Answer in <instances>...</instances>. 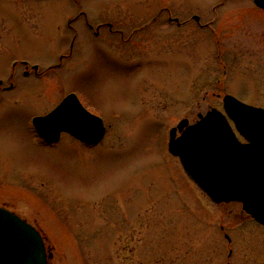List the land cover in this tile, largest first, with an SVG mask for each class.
Returning <instances> with one entry per match:
<instances>
[{
	"label": "rangeland",
	"instance_id": "1",
	"mask_svg": "<svg viewBox=\"0 0 264 264\" xmlns=\"http://www.w3.org/2000/svg\"><path fill=\"white\" fill-rule=\"evenodd\" d=\"M218 2L0 0V80L19 63L18 88L0 103V207L38 230L48 264H264V227L238 203L210 201L168 151L170 129L222 110L224 93L264 108V82L253 88L236 76L232 88L233 69L222 76L212 48L222 26L218 34L254 48L250 58L226 52V59L250 63L251 75L264 73L256 58L264 57V15L230 6L250 0H227L223 17L206 30L192 22L170 27L166 11L157 16L167 8L180 21L195 14L212 22ZM81 13L94 28L125 29L124 42L103 29L94 37ZM23 63L40 76L30 69L24 76ZM71 91L102 116L104 139L87 147L63 135L56 146H39L31 116Z\"/></svg>",
	"mask_w": 264,
	"mask_h": 264
},
{
	"label": "water",
	"instance_id": "2",
	"mask_svg": "<svg viewBox=\"0 0 264 264\" xmlns=\"http://www.w3.org/2000/svg\"><path fill=\"white\" fill-rule=\"evenodd\" d=\"M264 10V0H254ZM225 114L247 141L236 138L226 116L212 109L188 126L186 120L170 131L169 152L178 157L188 177L215 204L241 203L243 210L264 225V109L226 96ZM39 136L49 143L62 132L96 145L104 136L100 118L67 96L46 117L33 121ZM185 128V129H184ZM177 129L181 132L176 137ZM0 264H47L41 235L15 214L0 208Z\"/></svg>",
	"mask_w": 264,
	"mask_h": 264
},
{
	"label": "flooded vegetation",
	"instance_id": "3",
	"mask_svg": "<svg viewBox=\"0 0 264 264\" xmlns=\"http://www.w3.org/2000/svg\"><path fill=\"white\" fill-rule=\"evenodd\" d=\"M228 6L227 4V0H220V2H218L217 4H215L214 6L211 7V10H210V13L213 15V21H209V22H205V23H201V19L199 16L197 15H191L189 17L186 18V20H183V21H180L179 18H173L170 16V12L167 8H161L159 10V12L157 13V16L160 15L161 13L163 12H167V18L165 19L166 23L168 26L170 27H174L176 26L177 28H188L190 25H191V22L196 24L200 30H206V29H209V27L211 26L212 23L214 22H217L220 20L223 14V9L224 7ZM231 7L233 8H236V9H233V11H237V6H240L242 10H247V11H250L249 9V6H251V10L253 11H257L261 14L264 15V11L257 8L253 1L250 0V3L249 4H243V3H234V4H231L230 5ZM229 14L227 13L226 16H228ZM156 16V17H157ZM152 18L150 19L148 22H145L144 24H140L137 28L135 29H132L131 32L128 34V37L126 38V41H130L132 39V37L136 34V33H140L144 30H147L148 27L150 25H152V23H154L157 19V18ZM84 22L86 24V28H88L92 34L94 35V37H99L100 36V30H107V33L110 34V35H118L121 39V41L124 42V32H125V29H122V28H115V24L114 23H104V24H99L97 25L95 28L92 27L91 24H89V21L88 19H84ZM212 32V31H211ZM222 33L223 30H222V26H218L217 28V31H216V34L213 35L214 36V41H212V48H214V50L216 51V62L218 63V65L220 66L222 72V76L223 75H228L231 73V70L233 69V72H232V75L230 77V85L232 84V88L234 86V78L237 76V77H241V76H244V77H248V79L252 82L253 84V88H255L256 84L257 83H263L264 82V76H262L264 73H258L257 75H254V74H249L251 72L250 71V66L248 62H240L237 61V60H233V58H229V59H226V57L223 55L224 53H236L238 54L241 58H250L251 56H253L254 54V48L248 43L246 42V40H235L234 39V36L232 35H221V34H218V33ZM260 43H264V38L263 40L259 41ZM245 43V44H244ZM253 43V41L251 42ZM229 46V47H227ZM232 48V50L230 49ZM264 55V54H262ZM238 56H235V58H237ZM258 59V61L260 62H263L264 63V57H262L260 54L256 57ZM141 63V62H140ZM259 62H257L258 64ZM137 64V63H136ZM139 65V63L137 64ZM15 68L16 66H13L11 67V72L9 74L8 77H6L5 79L3 80H0V103H2L4 101V96L8 93H12L14 92L15 90H17L18 88V85H16L14 83V78H15ZM240 68H241V71H240ZM30 70H33V76L35 78L39 77L40 74L38 73V70L36 71L34 68L32 67H27L25 66L24 67V70L22 72V74L26 77H30L32 76L31 75V72L29 71ZM45 72L41 73L44 74ZM217 82H221V79H218ZM6 83V85L4 86V84ZM225 83H228V82H225ZM254 90V89H253ZM74 91H71V92H68L67 95L69 93H72ZM78 98V100L80 101L81 105L91 114H94L96 116H99V117H102L101 115L99 114H96L94 113V111H92L89 107H88V104H87V101L85 99H82L80 98L79 94H77L76 92H74ZM4 94L3 98H2V95ZM226 95H231V96H234L235 98L239 99L240 101L244 102V103H247V104H250L248 103L247 101L248 100H244L246 98H240V97H237L235 96L233 93H224L223 95L220 96V99H221V107H223L224 105V97ZM64 97H61V99L58 101V103L52 107L48 112H46L45 114H37V115H32L30 120H29V123H28V127L30 126L31 130L30 132L35 136V139L36 141L38 142V145L41 146V147H52V146H56V144H48L46 143L45 141L41 140L40 138L37 137L32 125H31V120L34 118V117H38V116H44L46 114H48L49 112H51L55 107H57L59 105V103L63 100ZM251 105V104H250ZM63 135H61L62 137ZM66 136V135H65ZM228 239V237H226ZM228 241H230L228 239ZM231 251L229 252V257L231 256ZM229 264V263H227Z\"/></svg>",
	"mask_w": 264,
	"mask_h": 264
}]
</instances>
